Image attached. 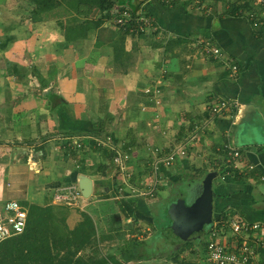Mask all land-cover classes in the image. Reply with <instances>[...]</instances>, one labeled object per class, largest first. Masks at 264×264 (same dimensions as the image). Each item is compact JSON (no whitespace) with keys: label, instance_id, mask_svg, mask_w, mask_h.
I'll return each instance as SVG.
<instances>
[{"label":"crops","instance_id":"crops-1","mask_svg":"<svg viewBox=\"0 0 264 264\" xmlns=\"http://www.w3.org/2000/svg\"><path fill=\"white\" fill-rule=\"evenodd\" d=\"M62 3L41 9L33 0H0V209L8 198L63 208L53 193L75 186L84 197L79 181L88 176L92 191L83 211L94 222L98 244L123 236L122 255L131 257L136 246L130 239L150 238L163 225L153 206L160 202L157 213L163 212L175 197L154 202L161 178L171 184L181 173L185 179L178 185H192L203 174L189 180L188 170L213 167L211 228L229 246L242 240L253 244L264 264V242L235 235L230 225L238 216L258 221L254 232L264 238V27L245 14L252 6L245 5L243 15L202 14L161 0H114L107 8L110 17L114 8H143L164 27L168 33L160 50L153 40L110 24L107 9ZM208 38L221 56L205 54L202 41ZM148 84L159 87L157 102L144 92ZM222 99L227 107L213 113L210 106ZM193 127L195 142L186 155L169 167L159 165L151 193H133L132 187L151 189L154 159ZM117 148L128 154L127 179L112 159ZM231 148L239 150L237 160ZM117 185L118 193L92 198ZM102 200L115 207L101 206ZM64 208L65 223L73 228L83 213ZM102 213L113 217L105 230L97 221Z\"/></svg>","mask_w":264,"mask_h":264},{"label":"rangeland","instance_id":"rangeland-1","mask_svg":"<svg viewBox=\"0 0 264 264\" xmlns=\"http://www.w3.org/2000/svg\"><path fill=\"white\" fill-rule=\"evenodd\" d=\"M161 1H165V0H161ZM171 1H175L173 3L177 4V6L183 5V7L190 13L198 11L202 14H207V13H210L212 11H216V12H218V14L224 13V12L229 13L230 10L234 9L237 12L242 13V15H243L244 14L243 9H244L245 5L249 4L253 8H257V9H259V7H260L258 0H169V2H171ZM62 2H63L62 5L65 4L66 7L69 5L65 1H62ZM251 8H249V9H251ZM60 10H62V7L60 8ZM110 10L108 11L109 16L111 15ZM114 10H115V8H114ZM114 10L112 11V14L114 13ZM248 13H249V11L246 10L245 14L248 15ZM258 13H259V15H261L262 11H258ZM111 23L113 25H115V22L111 21L110 24ZM116 26H118L120 29H122V31H123L122 33H124V30L127 29L126 31H128V33L129 32L133 33L134 35L140 36V38H143L145 40H153V43L156 46L160 45V50H161V46L166 42L165 40H166V36H167L168 32H166L164 27L159 25V23H157V24L154 23L153 25H147L145 23H142V22H139L136 20H133V22H132V20H128L125 23V25L116 24ZM258 27L261 28L260 26H258ZM208 40L210 41L209 38H208ZM212 44H213V42H212ZM202 46H203V44H202ZM177 47H179V46H177ZM203 50H204V48H203ZM204 52L207 55H212L211 53H207L205 50H204ZM233 72H235V71H233ZM145 87L147 89H145L144 92L150 96H153L152 98H153L154 102L155 101L157 102L158 99H155V89L159 88V87L154 86V84H151V85L148 84ZM210 107H212V105ZM160 113H161V110H157L155 112V115L159 118L158 121L160 120V116H162V114L160 115ZM163 128H164V125L161 129H163ZM163 130H165V129H163ZM194 131L196 132V130H193V132ZM178 142H182V139H180ZM193 142H195V141L193 140L191 142V144H189L188 146H191L193 144ZM176 143L177 142L172 143V144H170V146H172V145L177 146L178 144H176ZM11 147H14V145L12 144ZM108 147L110 148V145H108ZM19 148L21 149V146ZM110 150H112V149H110ZM116 151H120V150L117 148L115 151H112V152L115 153ZM114 153H112V154L114 155ZM186 153H187V151H185V153L180 152L178 154L180 156H178L177 159L185 156ZM150 158L152 161L153 158H155V157L151 156ZM176 160L172 164H170L169 166L174 165ZM211 168L213 169V167H211ZM113 169H114V173L117 174L116 168L113 167ZM212 169L207 170L206 172L212 171ZM159 172H160V170L158 169L157 174H159ZM198 172L201 175L202 174L204 175L206 173V172H203L202 169H199ZM192 173L195 174L196 171L194 172V170H188L187 174L190 175ZM176 177H179L178 180H174V181L171 180V184H168V181H165V179H162L163 177L161 178V181H159L160 185H159L158 189L156 190L158 195H157V193L155 194L154 198L156 197V199L154 200V202H157V200H159L162 196L167 197V196L175 195L174 190H173V189H175V187H180L181 189H184L188 185V181L183 182V183L180 182V184L178 185L180 178L185 179V176H183V174L180 173V176H176ZM196 177L198 178V176H196ZM213 177H215V176H212V179H213ZM146 178H148L149 182L151 181L150 175H147ZM153 179H155L154 176H153ZM161 182H163V183L161 184ZM166 185H168V187ZM173 185H175V186H173ZM118 186L119 185L115 186L110 192H108L106 194L103 193V190H100L99 191L100 195H97V194L95 196L92 195V198L93 199H100V198L107 197V195L109 196L112 194H116V193H118V188H119ZM160 186H162V187H160ZM169 186H171L173 188H171ZM68 187L69 186H64L63 191L67 192ZM61 188H59V190ZM59 190H57L53 193V198H54L55 202H57V201H58V203L61 202V204H64V205H62L64 207H68V208L70 207L72 209L74 208L77 211L84 212L83 210H85V206L83 204L85 202H87L86 198H88V197L84 196V197L79 198V195H78L76 198H71L69 201H67L66 199L62 200V199L56 198L54 195ZM79 192H80V190H79ZM118 199H119V197H118ZM25 204L27 205L28 212H30L34 218H37L41 221L42 228L40 230H43L47 234L52 232V234L54 236L55 235L56 236L61 235L60 234L61 232H67L68 228H67V224L65 223V208L64 207L63 208H61V207L56 208V206L53 207V205H51V204H45V205L37 204L36 205V203L28 204L27 202ZM100 204H101V206H104V207L106 206V208H114L115 207V202H113V201L102 200L100 202ZM107 204H108V206H107ZM162 204L165 207V203L162 202ZM159 205H160V202L155 204L152 208L153 211L154 210L156 211V213L154 212L155 220L157 219L158 216L161 215L163 217V214H165L164 211L157 213V208ZM1 212H2V210L0 209V213ZM161 216L159 217V221H161ZM101 217H102V219L98 218L97 221L98 222L99 221L107 222L106 225H103L102 222L100 223L101 225H99V227H101V229H104L107 226H109L107 219L108 218L111 219L113 217L111 214L109 215L108 213L107 214L102 213ZM158 225L156 224V227ZM154 227H155V223H154ZM113 232L114 231L112 230V234H114L116 231L114 233ZM155 233H156V230H154V233H153L154 235L152 237L144 238V240L145 239L147 240L146 241L147 245L145 247L144 246L141 247L140 245H137L136 249H135L136 251L133 253V256H131V257H123L122 250L125 249V245H124L125 237H123V236L118 237L116 235H112L111 237H113V238H108V240L105 241L107 243L102 245V246H101V243L98 244L96 236H94L92 238L90 237L89 241L87 243L86 249L79 250L78 256H81L82 259L87 260V262L88 261L90 262V261L101 260V258L103 257V258H106L107 262H109V263H104V264H178V263H183V262H185L186 264H188V263H190V264H211L207 258L205 244L202 245V244L194 243L191 248L185 247L182 242H180V243L175 242V243L166 245V244H162L161 241L158 240V237H157V235H155ZM203 234H204V236L202 235V237L204 238L206 236V233H203ZM144 235H145V232L143 233V236ZM125 236H127V235L125 234ZM194 239H196V238H193L192 240H194ZM207 239H208V237H207ZM130 240H131L130 243L133 244V240L132 239H130ZM103 241L104 240L101 239L100 242H103ZM172 248L176 249L177 253L169 254L171 252ZM109 255H113V258L111 260L108 259ZM73 256L75 258L77 255L75 254ZM99 264H101V262Z\"/></svg>","mask_w":264,"mask_h":264},{"label":"built area","instance_id":"built-area-1","mask_svg":"<svg viewBox=\"0 0 264 264\" xmlns=\"http://www.w3.org/2000/svg\"><path fill=\"white\" fill-rule=\"evenodd\" d=\"M165 2H169V0H165ZM258 2L260 4L259 10L255 11L253 8L247 10L249 11L248 16L252 19L254 24H261L264 27V0H258ZM258 11H262V14L259 15ZM150 19L152 20L151 15L145 9H132L125 6L116 8L111 17V21L118 25H125L128 20H132V22L133 20H136L147 25H153L154 22ZM210 41L208 39L202 41L204 50L212 55L221 56L220 47L212 44V41ZM231 68L233 71H236L237 65L232 63ZM228 103L227 100L222 99L212 104L210 109L213 113H219L227 107ZM193 130H195V128H193ZM195 137L196 132L192 131L186 139L182 140V142H177V146L172 145L164 155L156 157L152 164L153 176L155 177L157 175L159 165L169 166L178 156H180L178 155L180 152L185 153L188 145L191 144ZM229 152L231 157L234 160H237L239 157V150L237 148H231ZM127 157L128 154L121 151H116L114 155H112V159L115 164L118 165L126 179L129 175V172L126 171L127 166L125 165ZM234 166H236L235 163ZM249 167H252V165H249ZM261 179L264 181V174L261 175ZM155 183L156 179L149 190H141L134 187L130 189L133 193L135 192L145 195L151 193ZM63 189L64 187L54 194L56 198L69 201L71 198H75L78 194V190L75 186H69L67 192H64ZM2 207V212L0 213V240L22 232L25 228L27 218V207L16 198L6 199L3 202ZM230 225L235 235H251L248 239L252 242H264V238L259 237V235L254 232V230H257L261 226L260 222L250 221L238 216L231 220ZM209 233V239L206 243V253L211 264H261L255 257L253 244L249 243L247 240L235 242L232 246H229L226 242L217 238L216 232L212 228Z\"/></svg>","mask_w":264,"mask_h":264},{"label":"trees","instance_id":"trees-1","mask_svg":"<svg viewBox=\"0 0 264 264\" xmlns=\"http://www.w3.org/2000/svg\"><path fill=\"white\" fill-rule=\"evenodd\" d=\"M39 8L52 7L58 1H65L69 5H74V7L84 6L86 3L96 4L100 9H109L114 0H33ZM165 2V1H163ZM173 3V1H171ZM169 3L170 2H165ZM108 9L105 12V15L109 16ZM240 12L232 9L228 14L240 15ZM107 16V17H108ZM110 17V16H109ZM69 31H67L68 33ZM194 128V127H193ZM199 169L195 168L196 173L190 175L189 180H192L194 175L198 173ZM204 171V169H202ZM235 173L236 170H233ZM126 194V193H125ZM126 196V195H125ZM124 197V196H122ZM121 203H125L129 206L128 203H133L132 199H129L125 202L124 199L119 200ZM131 206V205H130ZM214 212V211H213ZM82 219L73 227L68 228L67 232H61V235L54 236L52 232L49 234L45 233L42 228L41 221L37 218H34L33 215L28 212L27 209V218L25 228L22 232L6 237L0 240V264H101L109 263L106 258H101L97 261H88L83 260L81 256H78V251L87 246L89 238L94 237L95 226L92 218L85 212H82ZM147 216V215H146ZM150 216L151 220L152 215ZM226 214H223L221 217H226ZM215 219V213L214 218ZM226 219V218H225ZM212 227V226H211ZM211 227L208 229L210 231ZM133 245H140L145 247L147 245V240L137 239L136 237L132 238ZM207 238H196L194 240L189 239L183 241V245L187 248H191L194 243L205 244L206 249ZM176 249H171L169 254L177 253ZM77 255L75 258L73 255ZM113 255H109L108 259H112ZM178 264H186L178 263ZM190 264V263H188Z\"/></svg>","mask_w":264,"mask_h":264},{"label":"water","instance_id":"water-1","mask_svg":"<svg viewBox=\"0 0 264 264\" xmlns=\"http://www.w3.org/2000/svg\"><path fill=\"white\" fill-rule=\"evenodd\" d=\"M215 170L206 172L202 178L184 189H179L169 201L155 235L162 244L180 243L200 238L213 224L212 176ZM82 194L88 196L92 191V181L82 176L79 181ZM166 217V218H165Z\"/></svg>","mask_w":264,"mask_h":264},{"label":"bare ground","instance_id":"bare-ground-1","mask_svg":"<svg viewBox=\"0 0 264 264\" xmlns=\"http://www.w3.org/2000/svg\"><path fill=\"white\" fill-rule=\"evenodd\" d=\"M152 161H153V160H152ZM152 190H153V189H152ZM167 205H168V204H167ZM207 231H208V230H207ZM207 231H206V232H207ZM204 233H205V232H204ZM153 235H154V234H153Z\"/></svg>","mask_w":264,"mask_h":264}]
</instances>
